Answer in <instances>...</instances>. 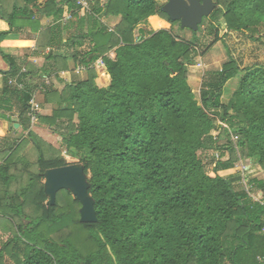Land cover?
<instances>
[{
	"label": "trees",
	"instance_id": "obj_1",
	"mask_svg": "<svg viewBox=\"0 0 264 264\" xmlns=\"http://www.w3.org/2000/svg\"><path fill=\"white\" fill-rule=\"evenodd\" d=\"M88 1L90 15L76 0H0V20L8 26L0 39L22 29L38 33L36 47L49 50L42 56L52 68L26 65L22 73L0 47L10 68L5 77L24 85L12 93L21 102L19 123L26 132L17 141L3 138L0 146V227L9 233L0 264L5 256L12 264H264V179H248L246 190L237 185L240 177L222 175L240 159L264 171V65L241 69L229 58L207 74L199 104L187 67L200 54L172 34L179 22L156 0ZM214 3L208 49L220 30L252 39L264 31V0ZM149 14L163 17L168 27L153 32L141 23ZM118 17L112 31L100 21ZM44 19L51 21L47 28ZM64 48H72L67 57L59 54ZM67 60L86 78L60 91L43 83L40 95L56 107L39 120L54 128L65 156L89 175L94 223L79 221L80 203L68 191L47 204L43 173L70 163L30 131L27 117L36 89L27 81L57 77L68 69ZM99 60L110 78L106 87L96 83ZM237 78L236 91L222 103L225 85ZM5 80L0 110L9 105ZM25 138L38 152L35 162L19 157ZM208 151L217 155L212 174L199 156ZM254 191L259 200L250 196Z\"/></svg>",
	"mask_w": 264,
	"mask_h": 264
},
{
	"label": "rangeland",
	"instance_id": "obj_2",
	"mask_svg": "<svg viewBox=\"0 0 264 264\" xmlns=\"http://www.w3.org/2000/svg\"><path fill=\"white\" fill-rule=\"evenodd\" d=\"M156 1L161 6L166 3V0H156ZM212 1L214 2V0ZM99 2L100 5H103L106 2V0H99ZM64 19H66V17ZM119 20L120 18L118 17V18H101L100 21L108 28L109 31L114 28V26L119 22ZM209 24H210V20L209 18H206L199 27V30L197 32H194L195 35H193V32H191L188 29H181L179 27V23L173 25L171 29V32L175 37H177L179 40L191 42L196 47L198 53L200 54V56H197L194 59L195 65L187 67L188 84L195 96V100L199 104H200L199 91L201 89V84L207 79V74L213 71L220 70L222 65L226 63L229 60V58L235 60L241 69H245L255 65L257 66L264 65V31L260 32L259 35L254 36L255 39H252L249 37V34L235 33V32L226 33L225 31L220 30L218 35L220 40L216 42L214 45L212 44V46L208 49V46L212 43L214 39V34L212 32H209ZM80 71L77 70L79 74L76 75L77 78L75 81H80V79L84 80L86 78L85 71L84 70H80ZM95 73L97 76L96 83L99 86H104V87L108 86V84L110 83V78L107 76V74H105L103 68L97 67L95 64ZM41 80L42 79H38V83H40ZM239 81L240 78H237L231 80L225 85L224 94L222 96V103L227 104L230 101L232 94L234 93V91H236L238 87ZM63 86H64L63 84H60L59 89L61 90ZM38 97L39 96H37V99ZM53 129L54 128L51 129L48 127H45V129L43 128L44 132H46L45 133L46 135H50L51 133V135L53 136L51 140L52 144L50 146H52V148L55 151L58 152L60 151L62 156L67 161V163L70 164L76 163V161L71 160L67 156H65V153L63 151L64 148L62 147L61 143L57 140V135L53 133L52 131ZM22 137H26V134L25 135L23 134V136H16V137L11 136L10 139H14V141H17ZM233 141H235V138H233ZM0 145L2 146V142H0ZM20 150L21 152H24V154L26 155V159H28L31 162H35V160L38 157L37 150L30 144V142L26 138H25V144L21 146ZM199 156L205 163L206 170L210 174H212V169L214 168V165L210 164V161L212 160L213 157L214 158L217 157V155L215 153H212V151H208L201 154L199 153ZM226 158L227 155L223 157L222 160H225ZM222 175L223 176L233 175L231 176L232 178L240 177V183H238V181L236 183H238L237 185H241V188H245L246 190L247 187L245 184L248 179L253 177L258 179H264V171H262L258 166L252 165L250 161L244 159H240L235 164L233 170L228 172H223ZM60 194H62V192H60ZM250 196L255 200H259L261 198V194L255 191ZM70 197L73 198L72 196ZM5 257H4L5 264H12L11 259L8 258L7 256Z\"/></svg>",
	"mask_w": 264,
	"mask_h": 264
},
{
	"label": "crops",
	"instance_id": "obj_3",
	"mask_svg": "<svg viewBox=\"0 0 264 264\" xmlns=\"http://www.w3.org/2000/svg\"><path fill=\"white\" fill-rule=\"evenodd\" d=\"M63 16L64 18L66 17V19L69 17L67 12H64ZM50 24H51L50 19L49 20L44 19L41 21V25L44 28H47V26H49ZM7 30H8L7 24L4 21L0 20V32H4ZM38 38H39L38 33H32L29 29H22L19 32L18 31L13 32L11 34V37L9 38L0 39V47L9 51L11 56L15 58L16 64L23 67L24 69H25V66L28 65V66H32L33 68L38 69L40 72L46 69L52 70V68L49 67V64H47V62L44 60L42 56V54L46 53L49 50L47 49L45 51L44 50L41 51V50H38L36 47ZM71 53H72V48L70 49L64 48L59 52V54H62V56H65V57H67ZM67 66H68L67 70H61L58 73L57 77L52 79L53 77L52 76L51 80L49 81L52 83V85L57 90H60L59 89L60 84L65 85L66 83H70V81H75L77 78L76 75L79 74V72H77V69H75L73 62L71 60H67ZM9 70H10L9 65L5 63L0 56V96L2 95V92L7 85V83L5 85V81H6L5 79L7 80L15 79V77H12V78L7 77V76L5 77L4 73ZM41 76L42 77L39 76L38 78L33 79L31 81L28 80L27 83H29L32 86L33 85L36 86V89H37L38 85L43 84V81L46 79V77H44L43 75ZM38 79H42L40 83H38ZM8 86L11 88L8 87L9 89H6V91L9 92V94L7 96L8 99H5V100L9 101V105H4L3 109L5 110H0L1 115H3L5 118L8 119V120H4L0 118V131L3 132V135H0V142H2V145L4 141L3 138H7L10 140L11 136L16 137V136H23V134L24 135L26 134V132L21 128L20 123H19L20 122L19 112L21 110V102L19 100V97L17 95H14V93H12L13 88H16L17 90L19 89L15 87L14 85L8 84ZM37 96H39L38 99H37ZM35 100L39 106V114L37 117V122L35 124L30 125V131L36 137L44 141L46 144L51 145L52 144L51 140L53 136L51 135V133L50 135L45 134L46 132H44L43 128L45 129V127L47 126L45 125L43 120L42 121L39 120V117L45 118V117L50 116L52 110L56 106L50 103H46L44 101V97H42L40 93L36 94ZM11 124L13 125L14 130H10ZM19 157L26 158V155L24 154V152H21ZM3 232L4 231L0 227V245L9 236V233H3ZM5 260H6V257H5Z\"/></svg>",
	"mask_w": 264,
	"mask_h": 264
},
{
	"label": "water",
	"instance_id": "obj_4",
	"mask_svg": "<svg viewBox=\"0 0 264 264\" xmlns=\"http://www.w3.org/2000/svg\"><path fill=\"white\" fill-rule=\"evenodd\" d=\"M215 8L216 5L212 0H166L161 11L171 21L179 22L181 29L197 32L203 18H208ZM43 179L44 193L48 198L47 204H55L57 192L68 191L80 203L79 221L96 222L94 201L88 193V176L82 165L70 164L48 169L43 173Z\"/></svg>",
	"mask_w": 264,
	"mask_h": 264
},
{
	"label": "built area",
	"instance_id": "obj_5",
	"mask_svg": "<svg viewBox=\"0 0 264 264\" xmlns=\"http://www.w3.org/2000/svg\"><path fill=\"white\" fill-rule=\"evenodd\" d=\"M76 4L88 15L91 14V6H90V3L88 0H76ZM109 31H112V30H109ZM96 66L97 67H102L103 66V63L99 60L97 61L96 63ZM77 70H82L80 68H77ZM22 73H26L27 71L23 68ZM50 80L49 79H45L43 81L44 84L48 85L50 84L49 82ZM9 85H14L15 87H17L19 90H22L24 88V85L22 83H18L17 81V78L15 77V79H12L8 82ZM44 92V88L41 85H39L37 87V89H35V91L33 92L32 94V97L29 101V105H30V108H29V111L27 113V117L29 118V121H30V124H35L37 122V117H38V114H39V106H38V103L36 102L35 100V96L36 94L38 93H43ZM219 125H222L224 128H226L225 125L219 123Z\"/></svg>",
	"mask_w": 264,
	"mask_h": 264
},
{
	"label": "clouds",
	"instance_id": "obj_6",
	"mask_svg": "<svg viewBox=\"0 0 264 264\" xmlns=\"http://www.w3.org/2000/svg\"><path fill=\"white\" fill-rule=\"evenodd\" d=\"M146 27L150 28L153 32L159 31L161 29L167 28L169 22L166 21L163 17L157 14H149L142 21ZM0 135H3V132L0 131Z\"/></svg>",
	"mask_w": 264,
	"mask_h": 264
}]
</instances>
